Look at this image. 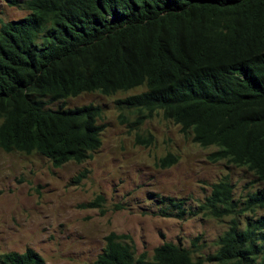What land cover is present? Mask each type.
Masks as SVG:
<instances>
[{
    "label": "trees",
    "instance_id": "obj_1",
    "mask_svg": "<svg viewBox=\"0 0 264 264\" xmlns=\"http://www.w3.org/2000/svg\"><path fill=\"white\" fill-rule=\"evenodd\" d=\"M27 14L0 20V149L36 153L53 167L90 159L101 144L100 108L47 103L97 92L137 128L154 115L177 125L211 161L244 167L264 185V0H23ZM119 116L122 118V114ZM152 142V135L136 134ZM177 155L155 163L165 168ZM85 171L74 177L78 182ZM227 177L193 208L159 197V214L229 217L205 255L163 241L135 255L130 235L109 231L92 264H264V187L233 198ZM103 196L79 205L103 213ZM166 210V211H165ZM244 214L241 221L240 215ZM0 264H47L32 248L0 253Z\"/></svg>",
    "mask_w": 264,
    "mask_h": 264
},
{
    "label": "rangeland",
    "instance_id": "obj_2",
    "mask_svg": "<svg viewBox=\"0 0 264 264\" xmlns=\"http://www.w3.org/2000/svg\"><path fill=\"white\" fill-rule=\"evenodd\" d=\"M9 1L0 0V20L27 14L20 4ZM140 90L142 87L111 96L88 92L47 103L50 108L99 106L101 144L81 163L68 161L53 167L36 153L0 149V253L29 247L47 264H92L109 231L130 235L135 255L145 252L150 257L153 247L163 241L188 247L194 237H198L200 254L215 250V239L226 228L228 216L218 221L200 215L181 219L160 215L164 204L157 198H182L186 208H193L209 193L211 183L227 177L233 185V198L242 206L248 193L264 185L254 182L253 174L244 167L209 160L213 147L193 143L159 114L132 127L133 114L120 112L114 100ZM147 133L152 135L150 144L136 140V134ZM167 152L177 155L176 162L157 167V159ZM83 171L85 176L75 182L74 177ZM97 194L104 199L103 213L79 207ZM247 215L263 216L264 209Z\"/></svg>",
    "mask_w": 264,
    "mask_h": 264
}]
</instances>
